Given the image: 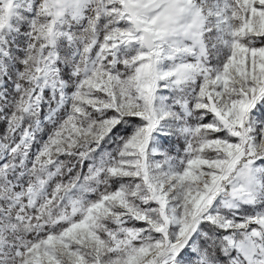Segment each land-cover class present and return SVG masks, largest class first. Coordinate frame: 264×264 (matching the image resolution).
Masks as SVG:
<instances>
[{
  "label": "snow or ice",
  "instance_id": "1",
  "mask_svg": "<svg viewBox=\"0 0 264 264\" xmlns=\"http://www.w3.org/2000/svg\"><path fill=\"white\" fill-rule=\"evenodd\" d=\"M0 264H264V0H0Z\"/></svg>",
  "mask_w": 264,
  "mask_h": 264
}]
</instances>
